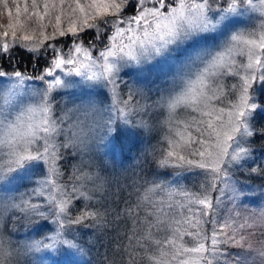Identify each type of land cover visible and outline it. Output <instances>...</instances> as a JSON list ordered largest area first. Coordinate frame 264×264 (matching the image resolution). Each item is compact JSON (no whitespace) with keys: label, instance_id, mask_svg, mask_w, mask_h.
Segmentation results:
<instances>
[{"label":"snow or ice","instance_id":"1","mask_svg":"<svg viewBox=\"0 0 264 264\" xmlns=\"http://www.w3.org/2000/svg\"><path fill=\"white\" fill-rule=\"evenodd\" d=\"M3 3L7 8V0ZM41 6L42 12L37 10ZM31 8L29 13L25 4L23 23L19 6L15 18L9 9L8 23L0 32V100L6 106L0 108V149L7 148L9 157L6 164H0V184L21 174L31 179L28 174L39 170L43 179L37 182V194L43 197L47 186V199L42 203L25 200L26 207L21 211L31 210L38 222L51 220L58 227L53 235L26 244L25 250L54 251L63 246L83 253L75 238H67L66 233L75 231L77 225L108 226L105 215L87 205L73 215L74 201H91L95 194H89L84 181L96 187L102 177L95 169L104 167L106 160L114 163L122 156L125 140L151 131L142 118L136 119L148 110L142 103V94L129 87L121 73L126 68L159 62L175 68L181 89L157 102L167 108V122L175 125L178 137L168 140L169 148L157 165L167 168L175 161L180 166L201 169L206 184L197 193L169 189L167 199H157L166 185L145 181L143 191L137 190L136 201L124 213L132 219L130 234L125 237L128 243L122 249L128 256L127 264H139L141 260L144 264H219L221 258L224 264H264V239L259 241V247L252 240L257 234L264 237V207L241 215L237 204L252 193L245 191L242 182L232 175L233 165L251 158L250 138L264 139V127L254 124L264 113V99L260 98L264 96V0H43L42 5L32 0ZM129 8L135 14L122 15ZM50 12L57 13L55 23ZM249 13L258 15V25L251 30L237 28L238 17ZM109 16L113 18L107 19ZM45 17H49L47 23ZM107 27L114 30L109 43L94 57L96 45L89 40L85 46L83 34L94 30L98 40ZM69 36L72 43L65 52L58 38ZM21 52L32 69L41 60L47 66L29 75L21 70L23 64L17 63ZM237 57H243V62ZM57 69L65 77H80V82L107 90L102 98L90 96L78 109L93 117L87 132L80 129L69 136L63 129L68 113L61 110L63 115H58L59 105L53 93L59 95L76 81L62 78ZM228 76L236 78V82L226 88L223 78ZM33 81L42 82L43 90L27 83ZM25 87L39 97V102L21 107L13 117L8 107L25 94ZM230 95L234 99H228ZM181 107L198 115L176 119V110ZM105 112L107 118L103 116ZM61 135L65 139L57 143ZM193 144L199 147L192 148ZM86 154L87 164L83 160ZM72 159H78L80 164H71ZM65 163L71 165V171L66 182L61 183ZM262 172L259 166L250 169V175ZM177 195L183 197V202L173 203ZM224 197L236 210L234 215L219 225L214 219L201 218L214 217ZM9 207L21 208L14 198L0 191V221ZM206 223L214 225L210 234L204 229ZM185 236L191 238L193 246H186ZM14 253L19 250L12 248L10 238L0 231V264H11Z\"/></svg>","mask_w":264,"mask_h":264},{"label":"trees","instance_id":"2","mask_svg":"<svg viewBox=\"0 0 264 264\" xmlns=\"http://www.w3.org/2000/svg\"><path fill=\"white\" fill-rule=\"evenodd\" d=\"M4 12L2 9H0ZM125 15L131 12V9H125ZM107 19H112L111 16ZM109 28H104L103 32L109 34ZM94 33V32H93ZM89 35V34H88ZM94 35L90 36L92 39ZM17 63H22V71L31 69L32 67L28 63V58L24 56L21 52L20 56L17 58ZM47 65V64H46ZM35 72L38 69H34ZM40 71V70H39ZM38 71V72H39ZM143 78V77H142ZM143 81V80H142ZM228 82L225 78L223 83ZM229 82L227 86H229ZM162 91V90H161ZM149 92V90L147 91ZM160 93V92H159ZM158 93V94H159ZM152 96H156L155 91H151ZM260 96V93H257ZM231 96V95H230ZM229 96V97H230ZM228 97V98H229ZM234 98V95H232ZM261 99H264V96H260ZM219 106V101L215 102ZM189 112V114H188ZM159 114L153 113L147 116L148 121L150 122L151 131L147 134H141L140 136L124 141L123 155L118 156L116 161L113 163L111 160H106L104 167H98L95 169L100 172L102 180L93 187L91 181H84L85 188L89 190V194L94 193V198L91 201L80 199L79 201H74L76 208L73 210V215L79 214V210H83L87 205L90 210H99L102 214L105 215L106 220L108 221L107 227H90L84 228L83 226H74L75 231L71 233H66L67 238H75L78 244L83 248V253L77 251L79 256V261L75 260L69 256V252L66 247L58 246L56 255L54 259H62L64 255L68 256V264H127L128 256L123 253V246L128 243L125 237L130 234V229L132 228V219L130 217H125V210L129 205L134 204L136 201L137 190L143 191L145 181H159L166 185L165 192L159 193L157 199L164 198L167 199V190H185L190 193L200 192L202 186L206 184V177L203 174V171L198 168H193L188 165L180 166L179 163L173 162L167 168H160L157 165V160L161 157L162 153H166L169 148L168 140L178 137H175V125L167 124L166 120L168 119V114L163 116H157ZM191 115H198L192 113L191 110H180L176 114L175 118L180 120H187ZM162 120V121H160ZM256 127H264V113H261L260 116L254 121ZM182 127V126H181ZM193 132V135H196L194 129H190ZM251 139V158L242 159L239 165L232 166V175L233 179L242 182L244 190L252 193L244 201L237 204V209L241 215L246 213L244 211L243 205L247 201L259 204L258 208L263 206L264 202V172L261 175H250V169L253 166H259L261 169H264V139L259 137H253ZM248 145L246 144V147ZM199 145L193 144L192 148H197ZM196 159V157H190ZM83 160L85 164L89 162V156H84ZM78 159H72L71 164H78ZM96 163L99 165V158L96 159ZM64 172L63 177H61L60 182L64 183L67 180L69 172L71 171V165L65 163V168L61 169ZM85 171H93L91 168H85ZM35 179L33 182H27L18 187V190H24L25 194H28L29 197L34 196L35 194V203H42L47 199L48 196V187L44 186V196L40 197L37 193L39 192L38 181L43 179L42 173L39 170H35ZM179 173V175H177ZM31 178L33 174L31 173ZM77 184L81 183L80 181L76 182ZM239 186V185H238ZM33 189L37 191L34 193ZM84 190V189H82ZM14 189H10L7 192L6 196L13 194ZM213 198L215 199L216 194L213 193ZM223 203L218 205L217 212L214 217H201L202 219H214L216 224L219 225L223 222L224 219L228 218L229 215H234L235 211L232 208L231 203L227 200V197L222 198ZM176 200L183 202V197L176 196L173 203ZM191 207L195 208L197 206L192 205ZM25 208V207H23ZM13 208H7L4 214V218L7 219L4 228L1 230L4 234L10 228L9 226H16L21 224V228H18L20 238L24 237L25 233H29L26 236L32 238L35 236L36 240L41 239V233L43 229L48 226H54V223L51 220L47 222L39 221L35 214L31 210L22 211L17 213L15 217L11 215L7 217L8 211H13ZM119 214V218H117ZM51 216V213H49ZM6 216V217H5ZM239 220V217H237ZM6 221V220H5ZM56 225V224H55ZM212 224H205L204 229L210 234ZM58 225H56V228ZM24 233V234H23ZM23 235V236H22ZM7 237L10 238L8 235ZM15 235L10 239L12 248H17L19 250L20 256H15V254L10 257L11 264H48L51 260H47L46 254L45 257L40 254L37 256L31 254V252H26L21 246H16L15 242L18 241L15 239ZM264 239L259 234L252 238L253 244L255 247H259V241ZM20 243V242H19ZM184 243L186 246H192L191 238L185 236ZM223 247V246H221ZM74 251V250H73ZM232 251H240L239 249H232ZM30 253V254H29ZM5 264H8V261H5ZM139 264H144L141 260ZM219 264H224L223 259L219 260ZM258 264V261L256 262Z\"/></svg>","mask_w":264,"mask_h":264},{"label":"rangeland","instance_id":"3","mask_svg":"<svg viewBox=\"0 0 264 264\" xmlns=\"http://www.w3.org/2000/svg\"><path fill=\"white\" fill-rule=\"evenodd\" d=\"M43 0H37V3L42 5ZM83 2V0H82ZM8 3V7L5 8L4 7V3L3 0H0V9H2L4 12H2L0 10V32L5 30V27L8 23V10L10 9L12 11L13 17H16V8L17 6H19L20 8V22L23 23L25 22V17H26V13L24 12V6L27 3V5L29 6V13H31L33 11V9L31 8V3L32 0H7ZM150 6V5H149ZM38 11H43L42 6L40 9H37ZM133 12V11H131ZM57 14L55 12H50V16L52 17V22L55 23L54 20V15ZM135 13H129L127 15H134ZM122 15H125V13H122ZM107 18V17H106ZM113 18V17H112ZM49 17H45V23H47ZM240 23L238 25H236L237 28L240 29H253L256 25H258L259 23V19H258V15L256 13H249L247 15H244L242 17H238ZM15 22V19H14ZM62 27L66 26V23L63 21L62 19ZM124 25H121V27H123ZM110 30L109 34H106L105 32H107V30L104 33H101L100 39L96 40L94 37H92V39L90 38V36L93 35L94 30H87L85 34H83L84 36V43L85 46H87L88 41L92 40L95 45H96V49L93 50V56H97L98 55V51L97 50H103L105 44L109 43L108 41V37L112 34V32L114 31L113 29H111L110 27H108ZM48 30H51V25H49ZM89 34V35H88ZM3 38L0 37V40H2ZM9 40L11 39V37L9 36L8 38ZM59 42L62 44L63 46V51H67L68 48L70 47L71 43H72V38L69 37H62V38H58ZM223 39V38H221ZM126 42V41H125ZM41 51H43L41 49ZM52 57L49 56L48 59H51ZM238 61L243 62L244 58L243 57H237ZM262 60H264V57H262ZM46 61L41 60L39 62V64L36 66V69L41 70L43 67H46ZM98 70V69H97ZM28 72L29 75H35L38 73L34 71V69H27L26 70ZM57 74L60 75L62 78L64 79H70V80H74L76 81V83L68 88V89H64L61 91V93L59 95H56V93L54 92L53 95L56 96V101L57 104L59 105V108L57 110L58 115H63V111H66L68 113V119L65 120L64 124H63V129L68 133L69 136L72 135L73 132H79L80 129H83L85 132L88 131V127L91 125V122L93 120L92 116H85L83 114L82 111L78 110L80 105L82 104V102L86 99H88L90 96L92 97H98V98H102L104 96V94L106 93V89H103L102 87L99 86H90L89 82H80L81 78L80 77H76V76H72V77H65L63 72H61L59 69H57ZM121 76L123 78V80L128 84L129 87L137 89L143 96L142 99V103H144L147 106V114H142L141 116L136 117L137 120L139 119H143L148 126L150 125V122L147 119V116H149L150 114L156 113L159 114L157 116H160L161 118L163 116H165L166 114H168L167 108L166 107H162V106H158L157 102L161 101L162 98H166L169 95H175L177 92L180 91L181 89V84L180 81L176 78V70L174 67L169 66L167 64H161L159 62H149L148 64H145L142 68H137V67H130V68H126L122 71ZM143 77V78H142ZM228 82L230 84H233L236 82V78L232 77V76H228L225 77ZM223 78V79H225ZM143 80V81H142ZM228 82H224L225 87L227 88V84ZM30 83L31 86L33 88H37L40 90H43V88L45 87V85L42 82L39 81H33V82H27ZM229 84V85H230ZM3 86H0V89H2ZM255 87V86H254ZM149 90V92H147ZM162 90V91H161ZM25 94L19 96L12 104L11 107H8V112L11 113V115L14 117L17 113V111L20 110L21 107L28 105V104H37L39 102V97L38 96H33L30 94V89L28 87H25ZM151 91H155L157 93L156 96H152L150 94ZM160 92V93H159ZM159 93V94H158ZM228 99H234L232 98V95L228 98ZM6 107L3 103V100H0V108H4ZM63 110V111H61ZM180 110H188L190 111L191 109H186V108H178L176 110L175 116L176 114H178V112ZM189 114V112H188ZM104 118H107V112H105L103 114ZM96 119H99L100 117H95ZM204 119H208V117H204ZM162 121V120H160ZM168 119L166 120V125L168 124ZM205 139H207V134H205L204 136ZM57 139V143H59L60 141H63L65 139V137L63 135L59 136L56 138ZM246 146V145H245ZM61 151H63V149H61ZM231 151V149H230ZM8 152L7 148H3L0 149V164H6L7 160L9 159V157L6 155V153ZM95 155V154H93ZM87 156V154L85 155ZM80 164V161H78V164ZM31 173L33 174V177L31 179H29L27 176H23V174H21V176H18L17 178L13 179L11 182L8 183H3L0 184V191H3L4 194L6 195L7 192H9L10 189H14L13 194H11L9 197L14 198L15 199V203L20 204L21 208H13V211H8L6 215L7 217H9L10 215L12 217H15L17 215V213L22 212L21 209L23 207H26L23 204V201L25 200H31L32 203H35V195L32 197H29L28 194L24 193V190H18V187L21 186L24 183L27 182H33L34 183V179H35V169L30 172L28 174V176H31ZM41 173V172H40ZM17 188V190H16ZM39 188V187H38ZM40 190V188H39ZM48 192V191H47ZM259 204L253 203L251 201H247L246 203H244L243 208L244 211L246 213H244V215H248L250 214L252 211H256L258 212L261 208H258ZM264 207V202H263V206ZM3 210V209H0ZM5 216V217H6ZM6 220V221H5ZM7 222V219L4 218L2 221H0V231L4 228L5 223ZM10 228V233L7 231L5 233L6 236H10V239L13 237V234L15 235V239H17L18 241H12L15 242L16 246H21L22 248H24V246L26 244H30L31 242L35 241V236H32V238H30L28 235L29 233H23L24 237L20 238L18 235L20 234V231L18 230V228H21V224L17 225L16 228L15 226H9ZM56 225L54 224V226L52 225H48L46 226L42 233L41 239L44 238L45 235H53L55 230H56ZM23 236V235H22ZM39 239V240H41ZM20 242V243H19ZM45 242H49V241H45ZM193 246V245H192ZM25 249V248H24ZM69 252V256H71V254L73 256H71L73 259L75 258L76 260L79 261V256H75L77 253V251H73V250H65ZM27 252V251H26ZM49 253V254H48ZM57 251L56 250H43L40 252H36L37 256L40 254V256H44L46 254L47 257L46 258V262H48L47 260H51V262H49L48 264H68V256L64 255L62 259H57V260H52L54 259L55 255H56ZM15 254V253H14ZM30 254V253H29ZM31 254L35 255V252H31ZM21 254H15V256H20ZM189 255H194V254H189ZM57 258V257H55ZM74 259V260H75Z\"/></svg>","mask_w":264,"mask_h":264},{"label":"bare ground","instance_id":"4","mask_svg":"<svg viewBox=\"0 0 264 264\" xmlns=\"http://www.w3.org/2000/svg\"><path fill=\"white\" fill-rule=\"evenodd\" d=\"M57 2H58V0H57Z\"/></svg>","mask_w":264,"mask_h":264}]
</instances>
